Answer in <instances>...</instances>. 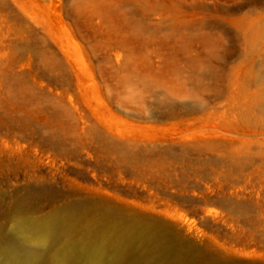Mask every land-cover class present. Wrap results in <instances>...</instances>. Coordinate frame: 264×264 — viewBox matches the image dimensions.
I'll return each instance as SVG.
<instances>
[{
    "label": "rangeland",
    "instance_id": "obj_1",
    "mask_svg": "<svg viewBox=\"0 0 264 264\" xmlns=\"http://www.w3.org/2000/svg\"><path fill=\"white\" fill-rule=\"evenodd\" d=\"M86 1L0 0V230L80 203L264 264V0Z\"/></svg>",
    "mask_w": 264,
    "mask_h": 264
},
{
    "label": "bare ground",
    "instance_id": "obj_2",
    "mask_svg": "<svg viewBox=\"0 0 264 264\" xmlns=\"http://www.w3.org/2000/svg\"><path fill=\"white\" fill-rule=\"evenodd\" d=\"M89 1L87 0L86 2ZM89 3L91 4L92 2ZM251 20L254 19L251 18ZM244 21L243 23L246 25L247 19ZM249 22L248 29L252 32V37L250 38L249 36L250 40L245 38L246 43L251 41L254 44L252 42L254 40L257 43L260 34V41H262L264 24L258 25L259 22H254L258 24ZM260 23L264 22L260 21ZM245 25L243 24L242 27ZM243 29L246 30L245 28ZM248 33L246 32V34ZM249 48L252 49V47ZM257 49L254 51H257ZM262 54L260 53V56ZM245 76L247 75L245 74ZM262 79L264 78L259 77L261 82ZM245 81L246 79L243 82ZM255 83L260 84V81L253 80V83H251L253 84L251 87L257 89L256 92L252 89L254 92V98H252L255 104L252 103L251 97H249L253 93L248 94L249 98L247 97L248 99H246H250L251 103H249V106H247L249 108H246V110H250L251 107H254V110L255 107H263L258 104H263V102H260L264 100V82L259 85V88ZM242 88L244 87L242 86ZM243 101L242 103L246 105L245 99ZM242 103L240 108L244 107ZM250 104L253 106H250ZM260 109L263 110V108ZM260 109L257 108L259 112L261 111ZM245 113L243 116H245ZM261 113L262 111L259 114ZM251 114L254 115L252 112ZM251 114H248L249 117ZM258 117H261V115ZM262 119L260 120L264 121ZM82 208V204L73 203L64 210L52 212L43 219L32 220L26 215L25 202L19 201L16 204L17 218L13 221L9 232L5 233L0 230V264H194L198 259L197 256L180 248L170 236L161 233L160 230L146 221L125 216L113 218L112 212L104 211L101 212V220H113L111 224L104 226L102 221L93 222L81 219L79 212H81ZM70 230L76 232L75 238L68 236ZM202 264H217V262L213 259L205 258L202 260Z\"/></svg>",
    "mask_w": 264,
    "mask_h": 264
}]
</instances>
